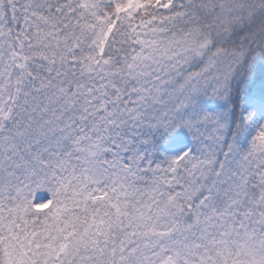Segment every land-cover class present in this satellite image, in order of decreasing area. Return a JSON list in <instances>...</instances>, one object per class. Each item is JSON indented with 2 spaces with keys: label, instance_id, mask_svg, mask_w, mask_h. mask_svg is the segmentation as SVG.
<instances>
[{
  "label": "snow or ice",
  "instance_id": "6c2138e0",
  "mask_svg": "<svg viewBox=\"0 0 264 264\" xmlns=\"http://www.w3.org/2000/svg\"><path fill=\"white\" fill-rule=\"evenodd\" d=\"M0 264H264V0H0Z\"/></svg>",
  "mask_w": 264,
  "mask_h": 264
}]
</instances>
